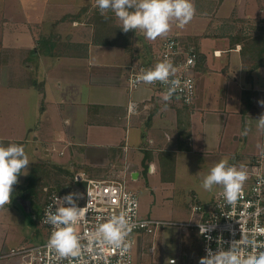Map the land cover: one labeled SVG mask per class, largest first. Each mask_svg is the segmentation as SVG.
<instances>
[{"label":"crops","instance_id":"crops-1","mask_svg":"<svg viewBox=\"0 0 264 264\" xmlns=\"http://www.w3.org/2000/svg\"><path fill=\"white\" fill-rule=\"evenodd\" d=\"M193 3L196 14L206 16L208 22L205 30L201 31L200 34L199 32L192 34L187 39L188 43L192 44L203 56V61L196 64L193 70L196 91L191 104L170 101L165 106L162 98L156 96L153 89L147 86L129 90L127 75L131 66L137 63V60H132V57L134 58L132 47L124 45L126 47L124 61L117 63L110 59L111 63H106L107 61L104 59L109 56L105 55L104 46H96L95 44V49H91L90 44L93 42L88 40L89 36L86 35L85 41L84 33L82 37L77 34V36H71L74 39L68 38L70 33H66L67 28L58 21V18L63 14L56 18L57 23L53 26L50 36L61 41L87 43L86 56L82 58L74 56L70 58L73 60L64 59L61 63V59L64 58L62 54L55 57L39 54L40 57L35 61L33 86L26 88L27 86L22 80L24 75L22 72L24 71L20 69H17L18 82L12 83L10 73L15 64L4 53L10 51L11 48L25 50L29 39L28 37L19 39V37L14 36L13 42L17 41L18 44L11 45L9 44L11 38L6 37L4 40V36L1 35L0 53L3 51V55L0 54V88H2L0 113L7 114V111L4 110L12 108L17 110L18 118L13 120L14 123L8 121L6 126L1 127L0 139L9 142L14 140L22 145L23 141L20 138L24 137V141L27 140L26 134L23 135L26 127L33 125L29 131L34 132V141L43 146L42 153L45 156L42 158L51 159L62 166V162L68 161L72 157V153H75L76 148L79 147L83 151L86 147L91 146L107 148V150L119 146L126 150L125 138L128 121L130 122V119L133 118V125L143 123L148 127V130H151L148 140L150 144L155 143V148L157 146L156 149L152 147L154 152L149 148L152 152V159L148 164L149 171H153L155 167L154 157L157 158L159 150L173 149L175 163L177 162V152L191 150L190 147H192L193 141L195 142L194 121L197 118L202 124L201 145L207 151L218 150L220 153L229 154L227 151L230 148H235V138L239 137L246 126L250 127L248 134L244 135L247 142L244 143L243 147L244 156L249 160L259 151L257 145H261V133L257 131L256 122L250 112L255 109L252 105L254 101V89L251 86L253 78L247 74L242 63L241 43L235 42L232 46L230 39L234 38L237 33L241 35L259 33L260 27L264 25L261 22V19H264V0H221L218 5V0H193ZM7 20L12 21L7 17L5 2L0 0V21L5 23ZM83 20V18H79L71 21V25L86 26V20H84L85 22ZM31 41L34 44L36 38ZM4 42L8 44H4ZM161 42L157 50L151 49L147 52L145 62L155 63L157 61ZM215 51L220 53L214 54ZM128 55H130L129 59ZM224 55L227 56L226 62L209 61L210 56L219 59L223 58ZM112 56H116V53H112ZM118 57H122V55H118ZM54 63L57 66L60 63L62 65L55 77H51L48 73L52 70ZM77 67L81 68L80 71L83 74L80 80H73L69 85H66V74L62 73V70L64 68H72L73 70ZM5 74L9 76L6 80ZM37 75L43 85L39 92L34 84L38 78ZM202 80L204 85H202ZM206 84H208L209 90L212 85L215 87V92L210 97L211 101H206V95L209 93L205 91ZM27 91L28 93H26ZM31 94L37 99L33 101L34 105L28 111L29 103H26L24 95L30 97ZM130 101L135 102L137 107L135 112L128 114L127 106ZM89 106L92 108L88 110ZM31 111L32 115L27 116V113ZM259 111L256 113L258 117ZM42 115L47 117V124L41 121ZM178 115L180 121L187 123L183 132L187 137L186 145L189 149L179 148L181 143L183 144L182 147L185 145V141L179 143L176 140L175 130H177ZM124 119L126 125L122 124ZM16 131L17 133L13 134ZM13 135H16L17 138L13 139ZM163 136L166 137L168 145L167 143L162 145L160 139ZM50 145L53 150L56 146L60 147L58 151L60 159L57 161L49 155L50 150L47 146ZM31 154L37 158V155H34L35 152ZM34 162L36 161L33 160L32 163ZM72 163L77 164L78 162L73 159ZM130 165L129 161L124 160L122 172L124 174L129 173L135 180L139 173ZM103 175L99 174L93 177L115 178L114 175ZM43 197L42 190L39 196L41 207ZM25 206L28 208V203ZM9 214L7 208H0V252L13 246L28 244L21 235V230L19 231L16 226L15 228L12 221L9 220ZM43 239L44 237L36 243ZM6 264L21 263L18 259H9Z\"/></svg>","mask_w":264,"mask_h":264},{"label":"rangeland","instance_id":"rangeland-1","mask_svg":"<svg viewBox=\"0 0 264 264\" xmlns=\"http://www.w3.org/2000/svg\"><path fill=\"white\" fill-rule=\"evenodd\" d=\"M3 2H5L7 17L8 19H12V21L7 20L5 23L0 21V39L2 37L1 35L4 36V40L6 37H10L11 41L9 44L11 45L18 44L17 41L13 42L14 36L19 37V39H22V37H28L29 39L25 50L11 48L10 51H6L4 53V55L8 56L15 64V69L12 68L10 73V75H12L10 80L12 83L18 82L19 79L17 77V69H20L21 71H24L22 72L24 74L22 76V80L25 82L24 84H26V88H28V86H33L34 79L32 78H34L35 61H37L40 57L39 54L45 56L40 47V39H46L49 37L53 38L50 36V33L53 31V26L57 23L56 18H58L59 15L63 14L60 18H58V21H60L64 15H70L73 13H78L77 19L83 18L86 20V26L80 24L72 26L71 20L68 18L62 19L60 24L62 23L61 25H64L67 28L66 33H70L68 34V38L74 39L71 36H77V34L82 37L84 33V41L86 40L87 35L89 36L88 40L93 42L90 44L92 47L91 49H95V44L96 46H104L103 50L105 51V55L109 56L104 59L107 61L106 63H111V60H114L117 63L124 61V52L126 51V47H124V45H130L132 47V51L134 52V58L132 57V60L134 59L137 60V62H145L147 59V52L151 49L157 50L160 42L164 38L172 36L182 42H189L187 41L188 37L198 32L200 34L201 31L205 30V26L208 22V18L206 16L195 14L194 18L183 28L177 27L176 22H173L172 28L166 36L150 41L147 40L139 31L135 32L130 30L129 32L124 33L121 30V22L111 11L106 14L109 16V19L108 23L103 26L101 24V20L107 18H105L104 15H101L99 10L95 7V0H3ZM211 6L213 7L212 3ZM84 8L86 10H84ZM92 11H94L95 18L98 20L97 22L93 21L89 24L87 16ZM33 38H36V42L34 44L33 41H31ZM4 44L8 43L4 42ZM77 44H80L78 46L80 48H78L79 50H85L84 48L81 49L83 46L82 43ZM66 45L67 44L64 43L62 46L67 48ZM68 49L74 50L77 48L72 46V48ZM112 53H116V56L113 57ZM0 54L3 55V51ZM118 55H122V57H118ZM47 56L49 57V55ZM55 56L60 55L55 54L53 57ZM78 56L82 58L85 57L86 54H80ZM63 57L64 58L61 59V63H63L64 59L73 60L70 58L74 56L64 55ZM129 57L130 55H128V59ZM209 61H219L220 63L226 62L227 56L224 55L223 58L219 59L210 56ZM61 63L58 66L54 63L55 65L48 73L49 76L55 77L56 73L61 68ZM80 70V67H77L76 69L74 68L73 70L72 68H64L62 70V73L66 74V85H69V83L73 80H80L81 75H83ZM252 72L250 73L253 78L251 86L254 89V101L252 102V105L255 109L250 112L252 113L251 116L255 120L258 117L256 113L261 108L258 101L262 100L264 67L254 69ZM192 74H194L193 71ZM38 75L34 84L35 88L39 92L40 89L42 90L43 85ZM8 77L9 76L5 74V80ZM202 85H204L203 80ZM205 87V91L209 92L206 95L207 100H205L211 101L210 97L214 94L215 87L212 85L210 90L208 84H206ZM4 88L9 90L6 87ZM1 90L2 88H0V100ZM26 93H28V91ZM24 97L26 103H29L28 111H30L34 105L33 101H36L37 98L36 96L34 97L33 94H31L30 97H26L25 95ZM4 111H7V114L0 113V129L2 126H6L8 121L13 122V120L18 118L17 110L10 108V110L5 109ZM29 115H32V111L27 113V116ZM20 117L23 118L22 116ZM132 120L133 118L130 119V122L128 121L125 138L126 150L119 146L111 147L109 150H107V148L97 146L86 147L84 151L80 147L76 148L75 153H72V157L69 158L68 161L62 162V166H64L62 169H66L71 174L65 175L64 173H60L57 176L58 179L61 178L64 181L74 184L71 179L72 174L79 170L85 171L92 177L98 176L99 174L114 175L115 178L123 179L125 186L136 193L139 216L175 223L196 222L198 220V216L191 213V206L199 204L205 207L211 202L213 194L221 188L220 186H215L212 191H206L202 188V180L204 176L208 174L210 168L221 159L225 158L228 159L230 164H240L247 160V157L244 156L243 153L244 143H246L247 140L244 138V135H241V133L239 137L235 138V148H230L227 151L229 154L220 153L218 150H205L201 145L200 133L202 131V124L201 121H198L196 118L194 121L196 133L194 137L195 142L193 141V145L190 147L191 150H184V152L176 153L177 164L174 163L173 170L165 169V175L168 176L173 174V178L169 181H162L161 170L157 158L154 157L155 167L153 171H149V163L146 160L143 161V153L146 149L148 150L150 148V150H153L154 152V149L157 148V146L155 148V143L150 144V141L148 140L150 135L149 132L151 130H148V127L143 123L133 125ZM41 121L46 124L48 123L47 117L44 115H42ZM122 124L126 125L125 119ZM133 126H135V128H133ZM32 127L33 125L26 127L25 133L23 134H26L27 136L26 141H24V137L20 138L23 141L22 145L28 155L30 165L35 163L47 164L48 166L50 165V171L48 173H53L55 171V167L53 165H58V163L51 159L42 158L45 156V154L42 153L43 146L34 141V132L32 133L29 131ZM16 133L17 131L13 134ZM173 134L174 132L172 135ZM176 135L177 130H175V136ZM13 136V139L17 138L16 135ZM160 141L162 145L165 143L168 145L166 137L163 136ZM15 142L16 141L14 140L12 141V143ZM186 144L187 141H185V145ZM152 147H154V149H152ZM35 148L37 149L35 150ZM47 148L50 150L49 155L51 158L56 161L60 159V156H58L60 147L56 146L53 150L50 145L47 146ZM186 148L189 149V147ZM33 152H35L34 155H37V158L33 157L31 154ZM73 159L78 163L73 164ZM33 160L36 162L32 163ZM124 160L129 161L131 164L130 167L132 166V168L138 171L139 175L135 180L132 179L129 173L124 174L122 172V162ZM29 166L25 170V173L29 170ZM18 180L19 183L14 185L11 203L6 204L4 207L9 210V220L12 221L14 227L16 226L19 231L21 230V235L25 238V242L33 244L45 237L46 234V229L41 227L37 221L41 208V202L39 200L40 188L39 184L35 185L31 181H25L24 174L20 175ZM22 191L23 194L21 195ZM26 203H28V208L25 206ZM132 236L134 239L132 247V264H169L167 261L171 257L176 258L175 264H181L183 261H186L187 258H190V255L187 253V241L189 237L194 240V249L196 251L198 250L197 245L200 241L195 228L170 224L161 226L155 234L138 232L134 233ZM150 247H153L154 250L150 251Z\"/></svg>","mask_w":264,"mask_h":264},{"label":"built area","instance_id":"built-area-1","mask_svg":"<svg viewBox=\"0 0 264 264\" xmlns=\"http://www.w3.org/2000/svg\"><path fill=\"white\" fill-rule=\"evenodd\" d=\"M220 53L215 51L214 54ZM198 50L188 42L169 36L162 40L158 59L155 63L137 62L132 65L127 75L129 90L147 86L153 89L158 97L167 90V86L159 82L146 85L135 83L136 77L142 71L154 67L164 59L170 60L177 67V78L182 84L190 81L192 87L178 93L171 101L182 104H191L195 97L196 82L192 71L197 64ZM262 100H264V86L262 88ZM137 104L130 101L127 112L136 111ZM264 113V107L260 108L259 116ZM261 145H264V134H261ZM245 166L248 180L243 186V194L235 205H227L222 196V188L218 189L205 207L194 204L191 213L198 216L196 222L175 223L162 221L149 217H141L138 213V199L135 192L125 186L124 180L119 178H97L79 170L72 174L74 184L69 191H57L52 187H43V203L39 211L38 224L46 229L44 239L36 244H20L0 252V264H6L9 259H18L21 264H70V259H58L55 252L47 247L52 225L44 222L46 210L53 205L55 197H64L69 193L81 194L76 200L79 207L85 208L84 217L75 225L76 234L81 239L82 253L78 258L71 259V264H132L134 244V233L155 234L163 225H179L195 228L201 243V257L206 255V247L216 251L219 247L229 248L233 240L242 237L251 238L255 235L257 243H264V153L259 151L249 160L240 164ZM127 197V198H126ZM125 212L135 227L127 237L131 247L128 252L121 254V250L113 249L93 240L98 225L106 221L111 215ZM201 229H206L202 234ZM150 251L154 248L150 247ZM264 250V249H258ZM245 251L251 252L249 246ZM176 262V258H169L168 263Z\"/></svg>","mask_w":264,"mask_h":264},{"label":"clouds","instance_id":"clouds-1","mask_svg":"<svg viewBox=\"0 0 264 264\" xmlns=\"http://www.w3.org/2000/svg\"><path fill=\"white\" fill-rule=\"evenodd\" d=\"M95 7L101 15L107 18L111 11L121 22L124 33L132 31L141 32L147 40L154 41L164 37L171 30L173 22L183 28L195 16L196 8L193 0H95ZM177 67L164 59L154 67L142 71L136 77L135 83L152 85L157 82L166 85L167 90L162 94L165 106L178 93L190 89L192 84L185 81L183 84L177 78ZM264 107V100L258 101ZM257 131L264 134V113L255 119ZM250 127L246 126L241 135H247ZM264 153V145H257ZM30 165L28 155L23 145L9 143L7 146L0 143V208L11 203L14 185L19 183L18 177L26 175L25 170ZM248 180L245 166L239 167L230 164L228 159H221L212 166L202 180V188L212 191L215 186L222 188V196L227 205H235L243 194V186ZM81 194L73 192L64 197H55L53 205L45 212L44 222L52 225L53 231L49 237L47 247L52 249L58 259L78 258L82 253L80 237L76 234L75 225L84 217L85 208L76 203ZM127 198V197H126ZM135 224L123 211L111 215L106 221L100 223L93 234V240L113 249L121 250V254L128 252L131 247L127 237L133 231ZM206 229H201L203 234ZM253 251H245L246 247ZM264 243H257L255 235L251 238L242 237L233 240L229 248L222 246L216 251L205 249L206 255L199 259V264H264ZM171 264H175L171 261Z\"/></svg>","mask_w":264,"mask_h":264},{"label":"trees","instance_id":"trees-1","mask_svg":"<svg viewBox=\"0 0 264 264\" xmlns=\"http://www.w3.org/2000/svg\"><path fill=\"white\" fill-rule=\"evenodd\" d=\"M221 0H218L217 5L219 4ZM84 10H86L84 8ZM83 11V10H82ZM78 13H73L70 15H64L62 19L68 18L71 21H74L78 18ZM88 23H92L93 21L97 22V18H95V13L92 11L88 16ZM109 16L107 15V19L101 20V24L105 26L108 23ZM95 22V23H96ZM261 22L264 24V19H261ZM261 31V32H260ZM259 33H248L246 35H241L237 33L234 38L230 39V44L233 46L235 42L241 43L240 48V56L242 59V63L244 67L246 68L247 74L252 72V70L257 69L259 67H264V25L260 27ZM40 47L42 49V53L44 55L54 56L55 54H62V55H69V56H78L80 54H86L87 52V43H82L81 49L85 50H79L78 47L80 44L77 43H71L69 41H61L55 38H42L40 39ZM39 43V41H38ZM67 44V48L65 46H62L63 44ZM75 47L77 49L71 50L68 48ZM52 47V48H51ZM62 47V48H61ZM79 48V49H78ZM56 51V52H54ZM62 53H59L61 52ZM203 61V56L198 54L197 57V64L201 63ZM92 108V106L88 107V110ZM177 137L176 140L179 141V143L186 141L187 137L184 135V129L187 123L179 120V115L177 118ZM0 143L7 146L9 141L1 140ZM16 144H21L20 142H15ZM179 145V148L186 149L187 145H184L182 147ZM152 159V152L148 149L145 150L143 153V161L146 160L148 163ZM157 160L160 166L161 170V180L162 181H169L173 178V174L165 175V169L173 170L174 163H175V152L173 149H164L159 150L157 152ZM50 166V165H49ZM47 164H39L35 163L31 165L29 170L27 171L26 175L24 176L25 181H31L35 185L39 184L40 192L42 191L43 187H52L55 188L57 191H69L72 189V183L64 181L63 179H58V174L64 173L65 175H70L71 173L67 171L66 169H62L63 166L61 165H53L55 167V171L53 173H48L50 171V167ZM54 176H53V175ZM54 183V184H53ZM28 189V188H27ZM23 194V191L21 192V195ZM187 253L190 255V258H187L186 261H183L181 264H199V259L201 258V243L199 241L198 243V250L196 251L194 249V240L189 237L187 241ZM185 260V259H184Z\"/></svg>","mask_w":264,"mask_h":264}]
</instances>
